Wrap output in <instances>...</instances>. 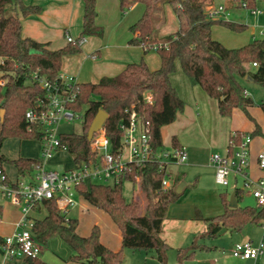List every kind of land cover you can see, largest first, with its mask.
Masks as SVG:
<instances>
[{
  "label": "trees",
  "instance_id": "1",
  "mask_svg": "<svg viewBox=\"0 0 264 264\" xmlns=\"http://www.w3.org/2000/svg\"><path fill=\"white\" fill-rule=\"evenodd\" d=\"M119 1L121 13L137 3L143 4L142 15L129 27L132 34L129 44L141 46L145 53L157 52L161 64L158 69L151 70L142 59L127 64L117 75L104 76L98 82L77 83V97L69 106L80 112L83 104L88 105L83 130L81 133H60L59 137L61 146L67 147L75 163L93 161L96 157L87 133L101 109L108 114L104 131L114 149L119 146L122 136L119 124L127 119L126 109L132 106L150 120L153 147H163L161 128L174 122L177 113L183 111L186 105L171 81L177 62L193 85L200 86L210 97L217 100L221 116H231L233 110L239 108L249 119L255 121L249 108L257 103L246 93L238 76H250L255 82L264 85V39L254 38L243 46L227 47L213 37V26L222 25L241 31L245 29V25L210 18L204 0H166L177 16L179 29L158 39L154 36V31L161 0ZM237 1V5H240L241 0ZM243 1L248 8H256V0ZM19 11L23 16H28L41 13L42 7L25 4L22 0H0V71L7 78L6 85L0 86V111H5L3 120L0 117V143L8 137L41 139L36 125L31 131L28 130L29 123L25 117L26 111L35 105L38 98L45 95V90L33 74L38 73L50 81L59 80L63 57L80 53L86 37L104 34V28L96 22L97 0H84L81 33L74 40L54 50L48 49V43L22 35ZM254 62L257 66L252 65ZM247 64L251 65L249 69L246 68ZM147 91L153 92L152 103L143 99ZM258 105L264 112V101ZM259 128L256 123L255 131L250 134L254 136ZM173 145L180 146L175 137ZM5 162L13 164L21 177L41 165L35 158L9 159L1 154L0 168L3 172L2 166ZM134 173L141 175V190L147 198L144 211L137 199L126 200L123 183L113 185L91 182L77 187L78 193L89 204L106 212L114 221L122 236L119 250H113L102 242L98 225L93 226L89 235L79 234L78 219L62 213L54 199H44L41 205L36 206L37 211L41 206L47 210L44 218L33 220L32 231L37 241L47 244L51 238L60 236L75 251L71 259L86 264H127L123 256L124 248L154 250L157 260L166 264L167 252L171 246L161 237V232L170 205L182 193L176 192L175 185L162 188L164 173L156 162L136 168ZM5 183L17 186L8 177ZM235 193L236 198L241 200L243 191L236 189ZM221 197L223 213L206 218V230L196 235L191 246L178 249L177 264H183L185 257H193L194 249L199 246L198 236L215 237L222 228L241 230L249 224L261 226L264 223V205H239L231 208L227 194L222 193ZM2 242L0 237V249ZM25 260L28 264H48L39 256L26 257Z\"/></svg>",
  "mask_w": 264,
  "mask_h": 264
},
{
  "label": "built area",
  "instance_id": "2",
  "mask_svg": "<svg viewBox=\"0 0 264 264\" xmlns=\"http://www.w3.org/2000/svg\"><path fill=\"white\" fill-rule=\"evenodd\" d=\"M240 5L247 7L245 2ZM206 9L210 18L226 17L229 14L222 5L207 6ZM252 12L258 13L256 9H252ZM259 36H264V28L254 34L255 38ZM66 39L72 41L75 38L66 34ZM253 66H257V63L254 62ZM33 76L45 90V95L36 100L35 105L26 111L25 117L29 123L28 130L31 131L36 125L41 133L43 156L51 158L57 151H67L66 146H61L60 134L57 135V126L63 121L70 122L78 117L79 112L69 106L77 97L78 81L74 77L62 74L56 81H50L38 73H34ZM6 83L7 78L0 71V86L3 87ZM143 99L152 103L153 92H145ZM126 113L127 119L119 124L122 136L116 149L111 144L110 152L103 150V148L107 149L110 142L104 127L94 133L90 140L91 149L96 153L93 161L75 163L73 168L64 171L46 170L44 163L41 162V165L33 170L30 181L17 182L15 187L5 183L7 176L0 168V188L14 203L20 206L22 212L16 230L6 236L1 244V251L5 257L39 256L41 244L32 231L31 213L36 210L37 205L42 204L44 199H54L61 212L69 216L70 210L77 205L75 195H80L77 190L80 184L97 182L114 185L128 181L133 188L138 187L140 190L141 175L134 173V170L145 167L150 162L158 163L164 173L162 188L167 189L172 186L169 166L187 162L189 156L186 147L172 145L171 149H167L168 147L155 149L151 142L150 120L137 111L134 106L127 108ZM251 142L252 135L250 133L233 131L230 134L227 152L224 155L212 154L210 161L216 169L217 183L224 186L232 183L234 190L241 189L242 191H245L246 187H250V194L255 199V205L263 206V181L250 179L248 171ZM257 164L260 169L264 170V151L258 153ZM239 178L243 180L242 186L238 185ZM261 227L264 231V223ZM231 255L241 261L251 260L254 261V264H261L260 259L264 257V235L257 242L253 240L237 241L231 248Z\"/></svg>",
  "mask_w": 264,
  "mask_h": 264
},
{
  "label": "crops",
  "instance_id": "3",
  "mask_svg": "<svg viewBox=\"0 0 264 264\" xmlns=\"http://www.w3.org/2000/svg\"><path fill=\"white\" fill-rule=\"evenodd\" d=\"M22 1L28 5H39L42 7L41 13L30 14L28 16H23L19 11L22 23L21 32L24 37H31L37 41L48 43V49L54 50L61 48L68 42L65 31H67V34H70L73 38L78 37L81 33L83 26L84 0ZM204 1L206 5H210V0ZM160 8L161 9L157 11L158 19L156 21L154 31V36L158 39H161L179 29V21L172 6L166 2L162 4ZM143 11L144 6L141 3L131 6L124 13H121L119 0H97L96 22L99 26L104 28V34L103 36L92 35L86 37L82 43V51L80 53L65 55L62 60L61 74L67 77H74L78 82H98L104 76L117 75L126 67L127 64L131 62H139L142 59L146 61L151 70L158 69L161 64V59L157 52L150 51L145 53L141 46L129 44V40L132 37L129 27L140 18ZM168 17H170L175 24L177 23V25H175L173 30L161 31L162 27L167 24ZM214 28L215 25L212 28V35L216 38L217 36H214ZM221 42L223 43V41ZM223 44L226 45L225 43ZM1 60L2 59L0 58V61ZM250 67V64L246 65L247 69ZM242 79L255 82L254 80L246 79V77H243ZM171 81L177 89L180 97L185 101L186 105L183 111L177 113L174 122L164 125L161 128L163 147H167L166 143H168V141L169 144L173 145V138L175 137L178 143L186 147L188 151V146H190L193 141L191 128L195 125L197 128L200 127V129H203L204 123L210 124L212 121V127L213 129H216L217 139H219L221 135L224 138L226 143L225 151L227 152L231 132L241 131L245 133H252L255 131L257 123L260 128L259 132L253 136V140L251 142V160L248 168L250 169L249 175L252 174L255 177H258L257 179H263L264 172L262 173L263 170L260 171L261 169L257 164L258 153L264 151V112L262 108L259 105H254L249 108V113L255 121L249 119L246 113L239 108H235L231 116H221L217 100L210 97L200 86L193 85L182 71L179 62H177V69L175 73L171 76ZM245 91L248 95H250L253 89L251 90L250 87H247ZM22 142L23 141H21L20 144H22ZM210 156L208 157L209 161ZM192 162L194 163H191V166L214 168L212 163L211 165H207L199 160H193ZM5 163L7 164L8 162ZM9 166L14 169V177L12 178L8 175L6 169L3 166L2 167L4 169V173L10 181L13 183L30 181L33 171L26 173V175L21 177L18 174L17 168L13 164L9 163ZM169 171L172 186L175 185L177 187L180 182L184 181L183 173L180 174L177 171H173L170 169V166ZM214 173L213 169H211L210 174L214 175ZM186 186L187 184L185 183L182 192ZM245 194L246 191H243L241 199L244 198ZM136 197L134 196L133 198L137 199L138 197ZM240 201L241 200L237 199L238 206L240 205ZM88 205L96 208L89 203ZM0 212L2 214V220L0 221V237L4 239L16 230V225L22 216V212L20 206L14 203L8 195L3 193L1 188ZM46 214L47 210L41 206L39 211L35 210L31 213V218L33 220L42 219L46 216ZM167 218L164 220L161 237L171 246L169 240L163 235ZM250 225L255 224H249L241 230H233L238 234L237 237L234 238L235 240L232 243V247L237 241L253 240L256 235L252 233L250 229L247 230ZM115 227L116 229H114L113 232H110L109 236H106L104 230L102 229L101 240L111 249L119 250L122 245V236L116 224ZM112 240L115 242L113 243ZM42 258L48 264H86L84 262L73 260L59 261L58 259H54L53 256L48 255H44ZM260 263L264 264V258L260 259ZM0 264L28 263L25 258L22 257L7 258L0 249ZM227 264H254V261H241L232 257Z\"/></svg>",
  "mask_w": 264,
  "mask_h": 264
},
{
  "label": "rangeland",
  "instance_id": "4",
  "mask_svg": "<svg viewBox=\"0 0 264 264\" xmlns=\"http://www.w3.org/2000/svg\"><path fill=\"white\" fill-rule=\"evenodd\" d=\"M244 1L241 0L240 3ZM166 3V0H161L160 5ZM209 7H218L220 5L226 8L229 13L226 17L220 16L218 18L225 19L231 22L245 25V29L241 31L232 30L226 26L215 25L214 36H217L220 41H223L229 48L240 47L254 40V33L257 34L258 30L264 28V0H256V10L258 13L252 12L253 8L243 7L237 0H210ZM177 25L174 21L167 18V24L162 27V30H173ZM257 38L264 39V36ZM242 86L247 89H253L250 96L257 103L256 106L264 101V85L258 82H251L242 79L238 76ZM88 105L83 104L82 110L79 112L78 117L73 121H63L57 126V135L60 133H81L83 130L85 111ZM229 121V120H228ZM203 129L197 128L195 125L191 128V136L193 141L188 146L189 159L187 163L170 166V169L184 174V182L187 184L184 191L180 195L176 203L171 205L168 211V218L164 226L163 235L169 240L171 248L167 252L166 264L178 263V248H188L192 245L196 235L201 234L207 228L206 218L220 215L224 211L222 202V193L227 194L228 200L234 187L232 183L228 186L221 185L216 182L215 173L210 174L211 169L215 172L214 168H203L198 166H191L193 160H199L204 164L211 165L208 157L214 153L224 155L226 153V143L222 135L217 139L216 129L210 124L204 123ZM253 140V136H252ZM22 142V144H20ZM167 149H171V144L166 143ZM224 144V145H223ZM104 151H111V143L107 145ZM3 154L9 159H16L18 157L35 158L44 163L46 170L64 171L71 169L75 166V161L68 151H57L53 153L51 158H45L42 154V142L37 138H18L8 137L0 143V155ZM29 154V155H27ZM35 154V155H30ZM251 155L249 156V163ZM3 167L6 169L8 175L14 177V169L9 166V162L4 163ZM249 172L250 169L248 168ZM260 170V169H259ZM262 171V169L260 170ZM264 170L262 171V173ZM258 177L250 174V179L257 180ZM263 181L264 178H260ZM1 182V178H0ZM239 186L243 185V180L239 178ZM123 194L127 201L136 198L140 202L141 210L144 211L147 203L145 193L138 187L133 188L131 183L124 181L122 184ZM250 187H246V194L240 201V206L255 205V199L250 194ZM139 192V193H138ZM77 205L74 206L69 216L78 219V232L81 235H89L94 225H98L100 229L104 230L105 235L109 236L110 232L116 229L115 224L109 215L99 209L90 207L88 203L80 195H75ZM250 229L256 236L253 238L255 242L259 241L264 231L259 225H250ZM236 232L227 228H222L215 237H199L193 257H185L183 264H223L229 263L232 259L231 248L232 243L237 237ZM261 237V238H260ZM260 238V239H259ZM113 243L115 242L112 240ZM205 245L206 247H202ZM75 253L62 237L56 236L51 238L47 244H41V252L39 257L44 255L53 256L54 259L59 261H72L71 257ZM123 256L127 264H160L156 258L154 250H133L124 248ZM264 258V257H262ZM43 259V258H42Z\"/></svg>",
  "mask_w": 264,
  "mask_h": 264
},
{
  "label": "water",
  "instance_id": "5",
  "mask_svg": "<svg viewBox=\"0 0 264 264\" xmlns=\"http://www.w3.org/2000/svg\"><path fill=\"white\" fill-rule=\"evenodd\" d=\"M246 79L253 80L249 76H246ZM4 112L5 111L3 109L0 111V117H1L2 120L4 118ZM107 118H108V114H107V112L105 110L101 109V110L98 111V113L94 117V119H93V121H92V123H91V125H90V127L88 129L87 138L89 140L92 139L94 133H96L97 131H99L101 128L104 127V123H105ZM184 185H185L184 181L180 182L179 185L176 187V192L177 193H181ZM229 207H231V208L238 207V202H237L235 191H233L231 196H230Z\"/></svg>",
  "mask_w": 264,
  "mask_h": 264
}]
</instances>
